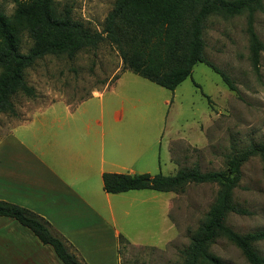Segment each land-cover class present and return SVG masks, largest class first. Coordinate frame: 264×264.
<instances>
[{
	"label": "rangeland",
	"instance_id": "374dc122",
	"mask_svg": "<svg viewBox=\"0 0 264 264\" xmlns=\"http://www.w3.org/2000/svg\"><path fill=\"white\" fill-rule=\"evenodd\" d=\"M114 2L56 0L60 9L71 8L75 18L99 31ZM0 8L11 14L16 3L0 0ZM246 26V14L211 15L204 30L207 58L231 77L236 90L204 62H198L174 90L165 88L123 70L117 48L106 40L73 58L46 55L26 69L35 94L18 93L13 98L16 112L0 114V137L44 109L45 118H59L65 128L87 123L89 129L99 130L96 120H101L108 153L122 145L119 157L134 162L137 172L171 175L195 166L202 171L224 169L229 154L264 141V51L256 70ZM254 28L264 42L263 10L255 13ZM31 44L25 35L23 51ZM95 91L102 97L94 96ZM117 112L121 121L115 118ZM217 190V183L190 182L182 192L144 189L124 194L119 205L128 211L118 212L115 202V224L121 235L118 259L115 253L110 264L182 261V250ZM235 200L247 213H230L228 224L240 233L264 230V167L259 155L243 164ZM255 246L264 256V240ZM211 249L230 264H250L240 248L225 238Z\"/></svg>",
	"mask_w": 264,
	"mask_h": 264
},
{
	"label": "trees",
	"instance_id": "16d2710c",
	"mask_svg": "<svg viewBox=\"0 0 264 264\" xmlns=\"http://www.w3.org/2000/svg\"><path fill=\"white\" fill-rule=\"evenodd\" d=\"M13 1V13L0 8V114L16 112L13 98L18 93L35 94L25 74L39 59L46 55L73 58L104 40L117 48L123 70L172 90L192 74L198 62L207 64L230 89L236 90L231 77L206 56L204 30L211 15L246 14V32L256 70L264 51V42L254 28L255 13L264 11V0H115L100 31L75 18L71 8L60 9L56 0ZM25 35L32 44L23 51ZM255 155H259L264 167V141L229 154L221 170L202 171L195 166L171 175L104 172V189L113 193L133 189L182 192L190 182L217 183L215 199L182 250V261L173 264H230L211 249L219 238L240 248L250 264H264V256L255 246L264 240V230L240 233L227 221L232 212L247 213L235 200V188L242 179L243 164ZM0 215L12 216L30 228L43 243L54 248L65 264H84L37 213L0 200Z\"/></svg>",
	"mask_w": 264,
	"mask_h": 264
},
{
	"label": "crops",
	"instance_id": "0c3cea01",
	"mask_svg": "<svg viewBox=\"0 0 264 264\" xmlns=\"http://www.w3.org/2000/svg\"><path fill=\"white\" fill-rule=\"evenodd\" d=\"M93 95L101 98L103 93ZM45 114L44 109L33 112L0 137V200L45 218L84 264H110L115 253L118 259L121 235L115 202L118 212L126 213L121 197L144 189L108 192L103 173L144 172L119 157L122 145L108 153L101 120H96L99 130L87 123L65 128L59 118ZM115 118L121 121V113ZM0 264L65 263L30 228L0 215Z\"/></svg>",
	"mask_w": 264,
	"mask_h": 264
}]
</instances>
